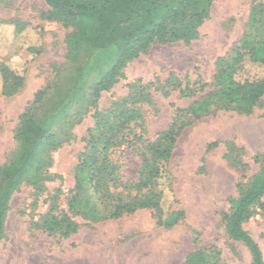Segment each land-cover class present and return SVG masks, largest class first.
I'll list each match as a JSON object with an SVG mask.
<instances>
[{
	"label": "rangeland",
	"instance_id": "rangeland-1",
	"mask_svg": "<svg viewBox=\"0 0 264 264\" xmlns=\"http://www.w3.org/2000/svg\"><path fill=\"white\" fill-rule=\"evenodd\" d=\"M249 5V0H213L196 39L153 45L124 67L123 76L100 93L94 106L92 87L115 62L117 51L87 48L77 59L67 61L64 39L69 29L41 17L47 8L44 0H0L1 22L29 24L16 35L11 25L0 24V58L24 77L13 95H0V164L16 151L13 131L18 116L45 85L49 88L35 105L33 117L61 142L45 153L44 189L35 193L31 184L23 183L10 196L0 238V264H184L189 252L203 249L208 250L209 264L251 263L246 246L228 238L220 212L228 211L229 200L237 197L238 182L263 165L254 156L264 151V96L248 114L221 110L182 130L168 164L170 180L164 183L170 185L176 200L166 190L164 209L184 211L176 225L159 226L151 210L140 209L94 222L75 215L79 227L67 237L49 234L39 226L55 195L59 208L66 209L78 153L94 125V111L110 107L130 90L141 91L145 100L137 106L143 119L130 126L136 134L154 140L170 123L174 109L192 101L180 96L179 89L211 80L217 58L244 32ZM29 45L39 47V53L26 50ZM214 141L217 145L208 148ZM138 146L131 141L115 152L123 180H137ZM260 201L264 204V196ZM243 227L257 242L264 260V209L256 206Z\"/></svg>",
	"mask_w": 264,
	"mask_h": 264
},
{
	"label": "trees",
	"instance_id": "trees-1",
	"mask_svg": "<svg viewBox=\"0 0 264 264\" xmlns=\"http://www.w3.org/2000/svg\"><path fill=\"white\" fill-rule=\"evenodd\" d=\"M245 30L223 56L216 60V71L209 82L194 81L179 89L182 97L192 99L186 107H176L170 123L154 140L136 134L131 123L141 122L137 104L144 101L141 91L130 90L125 97L92 115L93 127L84 138L74 167V186L68 191L66 209L59 208L57 195L41 217L39 226L49 234L63 237L76 232L79 225L73 216L89 221L116 219L140 209L151 210L156 224L164 228L184 218L182 209L165 210L164 195L173 197L168 164L182 130L202 116L221 110L250 113L264 96V0H249ZM46 10L41 17L69 29L65 36V59L72 61L83 49L103 52L114 48L118 56L110 68L92 87V103L102 91L109 90L123 76L124 67L146 54L153 45L182 41L198 36V28L209 18L213 0H44ZM19 34L26 22H1ZM32 54L40 49L26 46ZM23 73L0 58V95L11 96L22 85ZM145 85L143 88H146ZM49 86L38 89L18 116L13 131L17 148L13 156L0 164V238L8 210V201L23 183L34 192L44 189L43 175L47 165L45 153L61 146V142L33 117V109ZM163 94L167 95L168 92ZM182 119V120H180ZM132 135L131 139H129ZM138 143L139 169L137 180H123L115 152L124 144ZM218 141L208 145L216 146ZM255 159L263 165L246 181L238 182V195L229 200L228 211L220 212L229 239L240 241L251 256L250 264H264L257 242L244 229L243 223L255 212L264 209V151ZM57 192L59 190L57 189ZM208 250L189 252L184 264H209Z\"/></svg>",
	"mask_w": 264,
	"mask_h": 264
}]
</instances>
